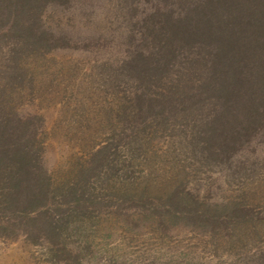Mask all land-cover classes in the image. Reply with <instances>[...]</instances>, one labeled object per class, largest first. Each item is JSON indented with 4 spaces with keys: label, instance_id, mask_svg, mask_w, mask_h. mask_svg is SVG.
<instances>
[{
    "label": "rangeland",
    "instance_id": "obj_1",
    "mask_svg": "<svg viewBox=\"0 0 264 264\" xmlns=\"http://www.w3.org/2000/svg\"><path fill=\"white\" fill-rule=\"evenodd\" d=\"M36 3L32 45L0 37V153L25 159L0 167V264H264V128L221 146L197 98L147 107L166 2Z\"/></svg>",
    "mask_w": 264,
    "mask_h": 264
},
{
    "label": "trees",
    "instance_id": "obj_2",
    "mask_svg": "<svg viewBox=\"0 0 264 264\" xmlns=\"http://www.w3.org/2000/svg\"><path fill=\"white\" fill-rule=\"evenodd\" d=\"M37 1L0 0V37L10 31L32 45L28 17ZM164 1L147 25L146 87L160 94L147 107L181 115L182 104L188 110L197 98L196 109L217 119L207 132L210 143L220 140L221 146L264 128V0ZM24 160L18 152L0 153L1 168L25 167Z\"/></svg>",
    "mask_w": 264,
    "mask_h": 264
}]
</instances>
